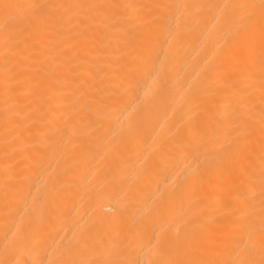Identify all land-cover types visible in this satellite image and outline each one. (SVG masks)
I'll return each instance as SVG.
<instances>
[{
  "label": "bare ground",
  "instance_id": "1",
  "mask_svg": "<svg viewBox=\"0 0 264 264\" xmlns=\"http://www.w3.org/2000/svg\"><path fill=\"white\" fill-rule=\"evenodd\" d=\"M0 264H264V0H0Z\"/></svg>",
  "mask_w": 264,
  "mask_h": 264
}]
</instances>
